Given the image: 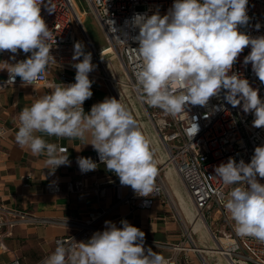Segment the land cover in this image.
Returning <instances> with one entry per match:
<instances>
[{"label":"clouds","instance_id":"obj_1","mask_svg":"<svg viewBox=\"0 0 264 264\" xmlns=\"http://www.w3.org/2000/svg\"><path fill=\"white\" fill-rule=\"evenodd\" d=\"M249 0H174L164 15L136 14L133 39L138 61L135 70L136 90L142 102L170 115L184 114L189 106L205 107L219 97L233 107L242 106L252 114V127L264 128V100L234 64L246 47L250 53L244 65L264 83V36L252 37L239 31L247 25ZM44 0H0V53L10 52L15 61L22 51L26 59L15 63L0 61L9 82L17 77L21 86L43 79L49 65L56 61L49 41L53 33L41 15ZM52 13L49 4L45 5ZM257 24L256 28L259 29ZM114 29V28H113ZM115 30V29H114ZM82 57V59H80ZM75 82L58 83L18 116L15 142L33 156H44L46 169L54 174L60 166H70L67 148L45 137L90 142L106 170L119 177L141 197L151 196L156 187L158 168L155 151L128 108L116 98L106 97L85 113L83 104L93 95L89 74L96 66L83 42L74 43ZM3 87V86H0ZM223 110V105L220 106ZM187 114V113H186ZM188 134L194 137L199 126L192 120ZM82 173L95 171L98 164L90 157H77ZM216 177L226 186L224 208L234 221V232L264 243V145L254 149L250 162L232 157L214 168ZM223 199V195H221ZM103 231H96L87 241L57 246L43 264H170L162 254L145 248V233L127 220L121 227L105 221Z\"/></svg>","mask_w":264,"mask_h":264},{"label":"built area","instance_id":"obj_2","mask_svg":"<svg viewBox=\"0 0 264 264\" xmlns=\"http://www.w3.org/2000/svg\"><path fill=\"white\" fill-rule=\"evenodd\" d=\"M94 10L99 24L103 28L108 44L103 48H97L86 29L85 21L79 12L75 0H44L41 6V15L53 33V39L49 41L51 54L56 61L51 63L43 79L34 84L53 85L54 80L48 75L50 67L54 66L63 69L60 76L61 82H67L73 76H68L66 70H71L75 74L73 63L74 43L83 42L86 52H91L92 63L100 66L106 77L108 76L105 63L100 55L103 51L112 49L114 57L119 61L122 68L127 72L129 83L133 86L135 95L141 102L148 120L151 122L158 139L166 151V158L159 162L156 155V166L158 176L154 193L149 197L138 196L133 189L128 186L129 192L125 201L135 208H151L161 199L163 203L169 204L177 212L181 221L183 240L172 244L174 253L164 256L170 260V264H180L179 255L182 252L184 258L189 262L191 253L197 254L201 264H215L209 257L219 256L226 264H264V243L253 237H240L234 232V221L224 208L227 200V193L232 186H226L216 177L214 168L222 162H227L232 157L238 163L241 159L245 163L250 162L254 149L264 145V128L252 127V114H245L242 106L233 107L223 100L224 92L220 96L213 97L205 107L189 106L184 114L170 115L157 107H152L142 102L140 93L136 90L135 70L138 63L135 48L138 42L133 38L138 35L139 29L134 27V17L136 14L151 15L159 12L164 15L171 8L174 0H86ZM49 4V13L45 5ZM249 22L247 25L238 26L239 31L252 37L264 36V0H249L247 6ZM259 24V29L256 25ZM115 30H114V29ZM251 51L246 47L234 64L233 71L243 75L249 80L250 85L259 89V96L264 100V83H261L252 71L251 64L244 65V57ZM12 56L10 52L0 53ZM22 51L16 55L13 63L27 58ZM112 57V58H114ZM82 59V57L80 58ZM91 74V73H90ZM7 76L0 82V91L11 84ZM19 77L14 84H20ZM112 84L110 98H116L124 104L136 118L130 109L129 101L123 97ZM223 105V110L220 106ZM84 108V106H83ZM198 124L199 131L191 137L188 128L192 120ZM5 129H0L4 134ZM67 148V146H62ZM67 154V153H66ZM94 162L101 163L97 152L89 156ZM66 166H60L64 168ZM167 168H173L178 174L181 182L185 186L189 199L196 209V214L207 233L208 243L201 244L195 237L193 225L185 223L179 212L180 209L175 204L174 198L169 194L165 178ZM32 178L31 174L25 176L26 180ZM258 181L264 184V178L257 177ZM28 185V182L26 183ZM85 183L70 181L67 183L69 192L80 191L85 187ZM50 193H61L63 188L59 183H51L47 186ZM103 192V189H100ZM223 195V199H221ZM111 208L99 207L88 212L84 219H71L68 224L75 229L72 233L59 236L56 239L71 246L75 241H85L96 231H103L105 221L108 220ZM26 218V213L20 210H10L5 206H0V249H6L3 238L13 235V228ZM75 240V241H74ZM146 248V245H145ZM5 264H21L19 259H14Z\"/></svg>","mask_w":264,"mask_h":264},{"label":"crops","instance_id":"obj_3","mask_svg":"<svg viewBox=\"0 0 264 264\" xmlns=\"http://www.w3.org/2000/svg\"><path fill=\"white\" fill-rule=\"evenodd\" d=\"M0 61L13 63L10 56L2 54H0ZM104 63L109 77L104 75L100 66H96L95 70L89 74V78L93 81V95L83 104L85 113H89L94 104L110 97L112 82L119 94L129 101L135 119L151 142L157 161L162 162L166 158L165 148L160 143L141 102L135 95L133 86L129 83L127 71L115 57L105 60ZM0 67L3 65L0 64ZM50 68L48 75L55 81L53 85L33 84L22 87L20 83L9 85L0 91V129L6 130L4 134L0 133V206L26 213V218L13 228V235H5L3 238L8 248L0 249V264L9 263L14 259H19L21 264H43V260L55 250L57 237L70 234L75 230L67 223L68 220L84 219L89 211L102 206L111 208L108 220L114 222L117 227L122 226L121 220H127L143 231L146 248L150 247L163 256L174 253L172 244L183 240V224L175 209L163 203L160 198L151 208L133 207L125 201V197L130 193L128 186L122 185L119 177L106 170L103 163H98L95 171L87 173L80 171L76 162L77 157H89L96 153L90 144L84 145L90 142V136L87 141L45 137L49 142L57 143L58 146L68 147L70 166L57 168L54 174L50 172L51 169H46L44 156H33L30 151L22 149L15 142L20 111L41 96L50 93L54 85L75 82V74L71 70H66L68 76L73 75L70 80L61 82L60 76L63 69L54 68V66ZM7 76V70H0V82ZM138 103L141 104V110L137 107ZM27 174L32 175L30 180L25 179ZM173 174L177 176L181 187L170 186L168 176ZM165 178L168 192L180 209L183 221L194 225L193 229L201 232L199 242L205 244L209 241L208 236L199 218L195 220L196 211L192 212L184 205L182 207L177 204L176 196L189 203V207H193L178 174L173 168H169L165 171ZM79 179L86 185L83 190L69 192L67 183L79 181ZM51 183L61 184L63 192L50 193L47 186ZM100 189H103V192H100ZM179 258L180 264H201L195 253H191L189 262L185 260L182 252ZM213 262L225 264L219 256L215 257Z\"/></svg>","mask_w":264,"mask_h":264},{"label":"rangeland","instance_id":"obj_4","mask_svg":"<svg viewBox=\"0 0 264 264\" xmlns=\"http://www.w3.org/2000/svg\"><path fill=\"white\" fill-rule=\"evenodd\" d=\"M75 2L77 4V6H78L79 12H81L82 17H83V19L85 21L86 29L89 32V35L91 36L92 40H94L93 42H94L95 46L97 48H101V47L106 46L108 44V41H107V38H106V34H105L103 28L101 27V25L99 24L98 19H97L95 13L93 12L94 10H92V8L89 6V4H88V2L86 0H75ZM137 107L140 110L142 109L140 103H138ZM167 170H169V168ZM168 178H169L168 181H169V184H170L171 187H172V185L176 186L177 188L181 187V183L179 182V180H178V178H177V176L175 174H173L172 176H168ZM176 198L178 200V201L176 200L178 206H182L183 207V205H184L186 208L190 209V211L195 212L196 209H194L191 206L189 207L190 204L186 203L183 198L180 199L177 196H176ZM181 200H182V202H181ZM190 225L191 224L189 223V226ZM192 227L194 228V225ZM179 230H180V228H179ZM194 235H195L196 239H198V241H199L200 240L199 237H201V232L195 231ZM206 238H207V236H206ZM209 259L212 262L215 260V258H213L212 256H210Z\"/></svg>","mask_w":264,"mask_h":264},{"label":"water","instance_id":"obj_5","mask_svg":"<svg viewBox=\"0 0 264 264\" xmlns=\"http://www.w3.org/2000/svg\"><path fill=\"white\" fill-rule=\"evenodd\" d=\"M100 57H101V59H102L103 61H105V60H107V59H109V58L114 57V52H113L112 49L105 50V51H103V52L101 53Z\"/></svg>","mask_w":264,"mask_h":264},{"label":"bare ground","instance_id":"obj_6","mask_svg":"<svg viewBox=\"0 0 264 264\" xmlns=\"http://www.w3.org/2000/svg\"><path fill=\"white\" fill-rule=\"evenodd\" d=\"M196 219L198 220V215H197V214H195V220H196ZM193 221H194V220H193ZM196 223H197V222H196Z\"/></svg>","mask_w":264,"mask_h":264}]
</instances>
